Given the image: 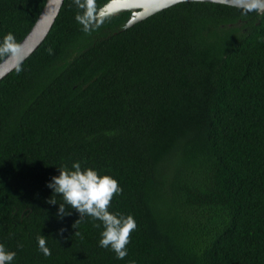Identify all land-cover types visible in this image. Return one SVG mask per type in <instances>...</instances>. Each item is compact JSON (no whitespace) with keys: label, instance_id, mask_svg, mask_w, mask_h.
Returning a JSON list of instances; mask_svg holds the SVG:
<instances>
[{"label":"trees","instance_id":"obj_1","mask_svg":"<svg viewBox=\"0 0 264 264\" xmlns=\"http://www.w3.org/2000/svg\"><path fill=\"white\" fill-rule=\"evenodd\" d=\"M47 1L0 0V40L20 44ZM79 11L65 0L0 83V244L13 264H264V14L181 3L85 33ZM74 162L123 189L109 209L137 223L123 260L99 246V221L74 228L78 212L60 219L47 203H63L47 184Z\"/></svg>","mask_w":264,"mask_h":264},{"label":"clouds","instance_id":"obj_2","mask_svg":"<svg viewBox=\"0 0 264 264\" xmlns=\"http://www.w3.org/2000/svg\"><path fill=\"white\" fill-rule=\"evenodd\" d=\"M73 3L80 10L75 20L82 26V30L85 33L94 30L98 15L96 0H73ZM258 4H264V0H258ZM19 51L20 44L13 33L9 32L0 40V55H16ZM57 169L59 175L53 176L47 187L52 190V197L60 196L63 203H57L53 198L47 203L59 206L57 216L60 219L72 215V210L78 212L81 220L76 222L74 228L85 216L99 221L95 224V227L103 228L99 246L110 249L116 253L117 259L123 260L128 255L127 246L132 232L137 228V223L131 215L109 210L114 196L123 191L119 182L113 176L101 174L95 168L82 167L81 162H74L71 167L62 165ZM62 232L63 230L61 234ZM76 235L79 233L76 232ZM37 243L39 250L45 256L51 254L44 236H38ZM16 255V252L9 251L0 244V264H13Z\"/></svg>","mask_w":264,"mask_h":264},{"label":"water","instance_id":"obj_3","mask_svg":"<svg viewBox=\"0 0 264 264\" xmlns=\"http://www.w3.org/2000/svg\"><path fill=\"white\" fill-rule=\"evenodd\" d=\"M213 3L237 8L256 9L264 14V4L258 0H114L108 3L97 15L107 19L130 12L131 17L124 30L130 29L150 17L181 3ZM65 0H48L47 4L27 37L20 43V51L16 55H8L0 63V83L25 63L45 42L57 19L60 16Z\"/></svg>","mask_w":264,"mask_h":264}]
</instances>
